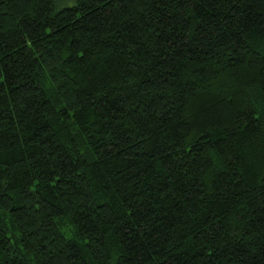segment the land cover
Masks as SVG:
<instances>
[{
  "label": "trees",
  "instance_id": "16d2710c",
  "mask_svg": "<svg viewBox=\"0 0 264 264\" xmlns=\"http://www.w3.org/2000/svg\"><path fill=\"white\" fill-rule=\"evenodd\" d=\"M0 0V264H264V0Z\"/></svg>",
  "mask_w": 264,
  "mask_h": 264
},
{
  "label": "rangeland",
  "instance_id": "374dc122",
  "mask_svg": "<svg viewBox=\"0 0 264 264\" xmlns=\"http://www.w3.org/2000/svg\"><path fill=\"white\" fill-rule=\"evenodd\" d=\"M57 0H55L56 2ZM59 2H61L64 6H67V5H73L75 4V0H58Z\"/></svg>",
  "mask_w": 264,
  "mask_h": 264
}]
</instances>
